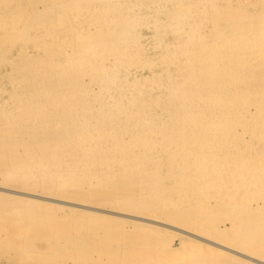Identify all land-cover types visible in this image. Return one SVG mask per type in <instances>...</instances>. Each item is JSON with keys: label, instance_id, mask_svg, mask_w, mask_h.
<instances>
[{"label": "bare ground", "instance_id": "6f19581e", "mask_svg": "<svg viewBox=\"0 0 264 264\" xmlns=\"http://www.w3.org/2000/svg\"><path fill=\"white\" fill-rule=\"evenodd\" d=\"M0 30V67H10L1 89L21 108L4 113L13 116L5 127L17 132L9 142L28 143L7 175L84 181L130 200L142 184L152 196L139 193L140 204L205 217L224 208L230 229H264V0H0ZM30 111L47 118H22ZM44 122L55 133L45 134ZM10 187L0 191L175 230L180 257L162 264H223L224 257L227 264L228 253L240 264H264L227 237L161 215ZM205 202L212 208H197Z\"/></svg>", "mask_w": 264, "mask_h": 264}, {"label": "rangeland", "instance_id": "374dc122", "mask_svg": "<svg viewBox=\"0 0 264 264\" xmlns=\"http://www.w3.org/2000/svg\"><path fill=\"white\" fill-rule=\"evenodd\" d=\"M40 4L41 3L38 2L37 3L31 2L29 4V7L30 9L38 11L42 9V6H40ZM141 31L142 33L144 32L146 33L148 30L143 28ZM2 32L3 31L0 30V39L2 38L1 36L3 34ZM14 52H17V50H14ZM14 52L12 53L13 55ZM9 70L10 67L8 65L1 66L0 79H2L4 75L3 73H6ZM1 85H0V97H1L0 98V119H1L0 141H3V143L0 142V164H1L0 167L2 166L0 168V181L2 180L0 182V187L11 188L12 187V186L10 187L11 184L22 183L29 188H37V189L40 188L39 190H41L42 193L44 192L43 194H51V193L56 194L58 197L60 196V198L62 199L67 198L66 200H68L69 198V201L76 200L74 202H79L82 204H89L91 206L94 205L97 207H104V208L113 206L116 208V210L124 209L126 211L131 210L133 212L134 211L139 213L147 212V213H152L154 215H161L162 217L171 220L173 222H176L177 224L179 223L193 228H199L196 230H200L201 232L204 233L214 235L213 232H216L215 235L223 237L224 239L225 237H227L226 240L229 242L230 240H233L231 241L232 244L256 252L264 257V229H256V233L254 235H253L254 231H251L250 233L249 231L246 232L249 229H246V231L244 229L246 234L244 233V231L243 233L241 232V230L243 229L241 230L240 229L235 230L233 228L230 229V227H232L230 226L231 225L230 220H227L224 223L222 221L225 218L231 217V216H226L228 213L221 212L222 210H224V208L221 209V211H219V208L217 207L214 208L215 210L213 209L214 211L211 214L207 215V217L202 215L197 216L195 214L188 215L182 213L179 215L178 213H174L171 211L170 212L168 211L167 213V211L163 210L162 212V209L160 210L156 208V206H154L151 202L145 203L142 201L144 204H140L139 201L141 199L137 198L139 193L147 197L146 199H150V196H152L151 194H149L150 196L148 198L147 195L148 193H146L147 190L152 191L151 190L152 187L151 189L150 187L149 188L144 187L146 188L145 191L142 190L143 188L142 184L133 185V187L130 189L131 190L130 192H132L131 193L132 195L135 192L136 194L134 193L135 195L133 196H135L136 198L133 197L130 193L128 197L135 198L136 200L135 199L130 200L127 199V194L126 197L124 196L125 193L121 192L120 191L121 189L119 190L120 193L115 192L116 194H114V191L105 192L101 190L99 187L94 188V186H90L92 187L90 188L88 187L89 185L87 184V182L84 181L76 186H71L73 184L64 185L59 180L46 181V182L25 181L23 183L21 181H18V179H16V175H14L15 178L13 177V174L7 175L5 173L6 171L8 173L7 167L12 166L14 164L13 162L21 160L24 158V156H26L25 154L26 152L24 148L27 147L28 143H26L25 147L22 146V142H21L22 140L20 141L21 138L18 139L15 138L16 140L13 139L14 141L9 142L12 140L11 137L14 136L17 132L14 134V131L11 128L5 127L6 124H9L8 123L9 121L12 122L13 116L9 119L8 116H5L6 114L4 115V113L7 110L12 111L11 110L12 108L13 109H21V108H20V104L15 105L9 103L11 101L8 100L9 99L8 91L6 89L2 90ZM19 92L22 91L20 90ZM3 99H5L4 100L5 102L3 101ZM15 106L17 107L15 108ZM28 114H29L28 118L31 117L30 119L37 120V118H41V119L47 118L41 116L39 112H32V111H30L29 113L27 112L26 115L25 113H23L22 118H25V116L27 117ZM7 118L9 119V121H7L8 120ZM44 124L45 125L47 124L46 128L43 129L44 131L46 129L45 132L43 131L45 134L50 136L48 132L55 133L56 127L53 123L44 122ZM51 127H53L52 129L53 131L50 130ZM6 128H8V130ZM24 129L22 130L24 132H27L28 128H24ZM19 141L21 144L19 143ZM8 142L9 143L15 142V143L12 144L11 146V144H9ZM33 146L35 147V150H37L36 144ZM33 146L31 147L34 148ZM15 151L21 156L17 154L14 155L13 153ZM57 182H60V185ZM115 187L119 188V186H115ZM138 188L141 190H139ZM123 189L125 190V188ZM139 191H142L143 193ZM144 192L146 194H144ZM209 194L212 198L213 197L212 194L211 193ZM215 196L216 195H214V197ZM145 197L144 198L141 197V198L145 199ZM28 199H26V197H22L21 195L17 196L11 193H5L4 191H0V264H155V263L162 264L163 259L166 256L167 258L164 259V262L166 260H171L168 258L180 257L179 252H177V250L180 248L179 247L180 241L177 237V234L175 233V230L174 231L172 229L167 230V228H164L163 226H159V225L157 226L150 222H142V221L139 222L133 220L128 221V219L126 220V218H123L122 220L119 216L106 214L102 212L101 214L97 210H92L89 208L81 209L78 206L80 209L78 207H73L72 209L71 207H66L62 205V203L60 202L58 203L59 205H57L55 204V202L53 203L51 201H46L40 198H33L29 200ZM211 203L212 205L214 203L212 199H211ZM203 204H204L203 206L199 205L197 208H200V210L212 208V206H209V204H207L206 202ZM13 207L15 209L17 208L18 210L19 208L23 210L21 212L17 211V213H15L13 211L14 209H12ZM12 212L14 214H12ZM19 215H21L22 218ZM13 222H16L18 224ZM144 223L147 224L146 226L148 227V229L144 228L145 226ZM205 223L207 227L204 225ZM209 224H213V226H215L216 229L215 230L210 229L211 226L208 228ZM14 226H17V228ZM139 227H143V229L141 228L139 229ZM238 233L240 234V236ZM174 234H176V237ZM54 240L57 241L55 242ZM159 244L160 246H157ZM163 244H165V246ZM168 246H170L172 249H175L174 250L175 254L172 257L170 255L168 256V253L171 252L169 251V249L171 250V248L170 247L168 248ZM221 250L227 251L224 249ZM205 251L206 250L203 249L202 252ZM228 252L229 251H227V253ZM225 254L224 256H226ZM228 254L226 257L228 258V261L230 260L231 262L229 261L230 263H228L227 261V264H232V263L236 264L237 262H238L237 264H240L237 258L234 257L236 254L232 253L230 255L231 258L234 257L233 260L228 257L229 256ZM209 255L210 256L213 255L214 257V253L212 252ZM215 255L217 257L218 254ZM210 256L205 255V257L204 256L202 257H204L208 261V259L211 260L213 259V257L209 258ZM216 257L214 258L215 260ZM221 259H223V257ZM234 259L237 262H235ZM222 261H224L223 264H226L225 257L224 260H221V262ZM185 263L189 264L187 262ZM216 264H222V263L219 262Z\"/></svg>", "mask_w": 264, "mask_h": 264}]
</instances>
